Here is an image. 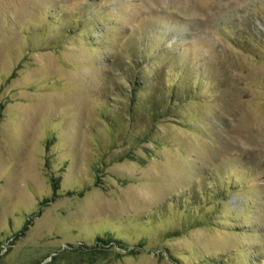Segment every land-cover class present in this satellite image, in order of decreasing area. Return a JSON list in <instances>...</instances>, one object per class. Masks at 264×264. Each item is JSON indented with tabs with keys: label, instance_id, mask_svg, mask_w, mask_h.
Instances as JSON below:
<instances>
[{
	"label": "rangeland",
	"instance_id": "obj_1",
	"mask_svg": "<svg viewBox=\"0 0 264 264\" xmlns=\"http://www.w3.org/2000/svg\"><path fill=\"white\" fill-rule=\"evenodd\" d=\"M0 264H264V0H0Z\"/></svg>",
	"mask_w": 264,
	"mask_h": 264
},
{
	"label": "trees",
	"instance_id": "obj_2",
	"mask_svg": "<svg viewBox=\"0 0 264 264\" xmlns=\"http://www.w3.org/2000/svg\"><path fill=\"white\" fill-rule=\"evenodd\" d=\"M134 89L138 92L141 88L140 85H137V87H134ZM160 110H157V112L159 113ZM153 113V112H152ZM158 113H156L157 115H159ZM196 204V203H195ZM97 240L101 243H104V244H118L119 246L121 247H128V244L125 242L124 239H116L112 236H109L105 234L104 237H101V235L97 238Z\"/></svg>",
	"mask_w": 264,
	"mask_h": 264
}]
</instances>
